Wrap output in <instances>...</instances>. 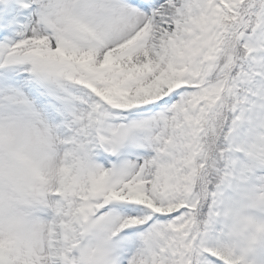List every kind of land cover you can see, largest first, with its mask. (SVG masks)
<instances>
[{"label":"snow or ice","instance_id":"snow-or-ice-1","mask_svg":"<svg viewBox=\"0 0 264 264\" xmlns=\"http://www.w3.org/2000/svg\"><path fill=\"white\" fill-rule=\"evenodd\" d=\"M0 264H264V0H0Z\"/></svg>","mask_w":264,"mask_h":264}]
</instances>
